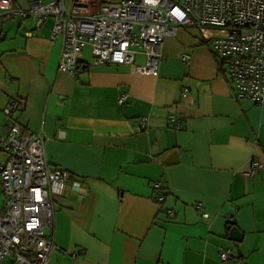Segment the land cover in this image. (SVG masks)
<instances>
[{
  "label": "crops",
  "instance_id": "obj_1",
  "mask_svg": "<svg viewBox=\"0 0 264 264\" xmlns=\"http://www.w3.org/2000/svg\"><path fill=\"white\" fill-rule=\"evenodd\" d=\"M7 18L0 17V136L8 131L3 109L16 100L21 129L45 135L49 164L81 181L55 204L47 264H264V103L233 98L208 44L185 31L166 39L157 76L126 64L92 66L85 45L72 76L57 70L61 41L51 39V17L35 35L34 18L3 24ZM253 160L263 167L247 177ZM230 227L242 233L240 255ZM220 247L235 258L221 260Z\"/></svg>",
  "mask_w": 264,
  "mask_h": 264
},
{
  "label": "built area",
  "instance_id": "obj_2",
  "mask_svg": "<svg viewBox=\"0 0 264 264\" xmlns=\"http://www.w3.org/2000/svg\"><path fill=\"white\" fill-rule=\"evenodd\" d=\"M14 16L35 19L32 35L47 18L53 19L51 39L61 41L57 70L72 76L85 45L90 47L92 66L126 64L133 73L157 76L166 39L183 29L193 40L208 44L226 67L234 99L264 103V0H52L44 4L30 0L27 11L14 0H0V17ZM138 55L143 56L142 62H137ZM189 57V52L181 54L184 61ZM187 92L184 89L183 96ZM125 99L121 93L117 102ZM17 108L16 100H10L3 109L8 131L0 136V149L6 155L0 162V260L47 264L54 248L55 204L65 196L66 187L78 191L81 181L49 164L45 135L22 130L14 116ZM146 123L143 117L141 129ZM262 167L253 160L244 174L253 177ZM154 187L156 199L163 200L162 185ZM195 208L204 218L209 216L200 203ZM218 255L223 261L235 258L231 248L220 247Z\"/></svg>",
  "mask_w": 264,
  "mask_h": 264
},
{
  "label": "water",
  "instance_id": "obj_3",
  "mask_svg": "<svg viewBox=\"0 0 264 264\" xmlns=\"http://www.w3.org/2000/svg\"><path fill=\"white\" fill-rule=\"evenodd\" d=\"M16 5L23 9V10H29L30 8V0H14ZM232 210V209H231ZM229 224L230 225H233L234 224V221H229ZM229 234H228V239L230 241H233L235 243L234 247H235V250H236V253L238 255H240V249L238 248V243L242 240V233L241 231L238 229V228H229Z\"/></svg>",
  "mask_w": 264,
  "mask_h": 264
},
{
  "label": "rangeland",
  "instance_id": "obj_4",
  "mask_svg": "<svg viewBox=\"0 0 264 264\" xmlns=\"http://www.w3.org/2000/svg\"><path fill=\"white\" fill-rule=\"evenodd\" d=\"M18 20H21L20 17L19 16H14L13 18L4 19L3 24H6L7 22L10 23V21L18 23ZM189 30H191V32H196L194 29H189ZM175 38H177V39L186 38V35L184 34V30L183 29H179L178 34H177V36ZM5 156L6 155L3 153V151L0 150V160L4 161ZM1 199H2V189H1V186H0V202H1Z\"/></svg>",
  "mask_w": 264,
  "mask_h": 264
},
{
  "label": "trees",
  "instance_id": "obj_5",
  "mask_svg": "<svg viewBox=\"0 0 264 264\" xmlns=\"http://www.w3.org/2000/svg\"><path fill=\"white\" fill-rule=\"evenodd\" d=\"M80 66V65H79ZM17 102V101H16ZM163 191H164V189H163Z\"/></svg>",
  "mask_w": 264,
  "mask_h": 264
}]
</instances>
